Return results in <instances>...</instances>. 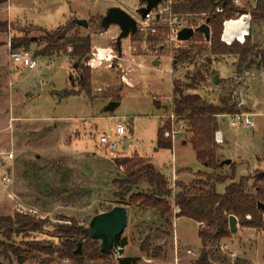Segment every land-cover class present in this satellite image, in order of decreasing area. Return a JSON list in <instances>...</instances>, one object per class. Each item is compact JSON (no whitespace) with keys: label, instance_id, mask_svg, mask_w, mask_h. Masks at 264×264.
<instances>
[{"label":"rangeland","instance_id":"1","mask_svg":"<svg viewBox=\"0 0 264 264\" xmlns=\"http://www.w3.org/2000/svg\"><path fill=\"white\" fill-rule=\"evenodd\" d=\"M257 1L239 0L238 7L250 11ZM144 6L145 0L0 3V22L7 23L6 30L0 32V153L13 154L12 160L0 157V218L21 215L45 222L39 233H15L7 239L1 232L2 264H120L119 260L125 258L135 260V264H147L145 257L168 260L171 249L174 264L195 263L202 252L197 249L198 226L190 219L177 218L179 210L173 202L179 193L177 185L188 186L195 174L206 169L196 160L185 122L176 116L171 119L175 83L205 80L195 92L217 106L226 99L237 102L243 94L245 105L237 109L238 114L250 115L254 127L235 126L230 115L217 119V130L225 138L224 144H216L218 160L232 161L234 168L233 181L217 185V194H224L231 183H238L255 171L264 173V80L247 86L240 82L245 71L258 72L254 60L238 74L236 58L214 56L210 44L202 41L199 34L193 38L197 41L184 49L188 53H184L165 39L138 33L122 40L123 54L119 57L115 45L120 34L118 26H111L106 34H94L79 26L68 32L67 38L91 37L90 58L85 63L90 73L88 97L84 92L74 94L76 89L70 83L71 77H77L69 58L71 48L59 54H40L45 47L44 32L56 31L67 21L100 24L108 9L119 8L139 24L142 18L138 10ZM13 41L18 46L14 49ZM245 43L253 49V58L264 53V20L251 19ZM97 48L112 49L114 58L109 64L90 67ZM18 51L29 52L37 68L29 71L14 64L10 55ZM113 102L118 103L117 107L108 111ZM119 123L127 127L128 133L119 138V149L111 154L99 144V138L103 134L116 138ZM159 128H163V138L172 143L171 149L157 147ZM124 159L141 160L139 167L150 164L168 181L172 227L154 211L120 198L115 182L124 180L125 167L117 161ZM230 172V167L221 170L222 174ZM4 176L10 178L7 185L2 181ZM147 189L140 182L132 193ZM116 207L126 209L127 225L108 256L100 254V241H84V254L77 257L61 258L54 253L63 249L62 241L54 237L55 231L70 226L86 230L94 217ZM245 220L254 219L248 215ZM256 221L259 228H247L237 219V233L220 244L210 243L207 251L221 264H264L262 212ZM175 240L181 246L176 247ZM2 244L17 249L23 262ZM221 244L227 245L236 258L223 253ZM36 246L51 247L53 253L35 250ZM186 248L192 255L186 254Z\"/></svg>","mask_w":264,"mask_h":264},{"label":"trees","instance_id":"2","mask_svg":"<svg viewBox=\"0 0 264 264\" xmlns=\"http://www.w3.org/2000/svg\"><path fill=\"white\" fill-rule=\"evenodd\" d=\"M7 0H0V3H6ZM222 9V13H217ZM179 12L196 15L207 14L206 20H209V26L212 32L210 47L214 56H233L237 60V73L241 74L243 69L252 64L254 60L257 67L260 63L264 64V53L257 54L253 58V49L245 43L240 45L234 43L231 46H225L220 42L223 32V23L233 19L236 15L250 14L252 21L264 20V0H258L252 10L239 8L234 0H184L183 4L177 7ZM7 23L0 22V32L5 31ZM79 26L72 19L66 26L58 28L53 32H44L45 47L40 52L42 55L59 54L67 52L71 48L69 58L73 62L72 69L77 72V77L70 79L71 85L76 89L74 94L85 93L91 95L90 73L85 67V63L90 58L91 37L75 35L71 39L67 38L68 32L77 30ZM88 29L95 33L105 32L100 24H91L88 22ZM197 40H192L195 42ZM199 41V40H198ZM203 41V40H202ZM26 44V40L23 41ZM13 49L18 47L16 42L12 43ZM117 51V50H116ZM180 52L188 53L185 50ZM39 55V54H38ZM261 60L259 61V59ZM205 80H190L187 83H175L173 97L171 102L172 113L180 121H184L187 126L186 132L190 135V144L195 153L196 160L206 169V172L195 174V178L188 185L181 183L177 185L179 193L174 197V206L179 210L178 217L190 219L199 224L198 237L202 242L203 250L194 264H212L210 253L207 247L210 243H221L232 237L229 232V217L234 216L241 220V225L247 228H259V222L256 221L261 212L257 209V204H264V173L255 171L252 175L242 178L238 183H231L226 187L224 194L219 195L216 192V186L224 184L234 179V168L230 166V174H222L221 170L226 167L218 160L217 152L219 147L214 141V135L217 131V119L221 116L233 115L238 113V101L229 99L223 100L220 105L207 103L195 92L200 83ZM190 90V93H188ZM156 106V105H155ZM157 147L171 149L172 143L163 138V128H159L157 135ZM120 163L125 167V178L115 185L120 189L119 196L122 200L128 199L133 206L154 211L165 224L172 227L170 215L172 206L168 201L171 194L168 181L150 164L142 165L141 160L124 159ZM140 182L148 186L147 191L141 193H132L133 189ZM252 216L251 221H246V216ZM45 226L44 221H39L29 216H8L0 218V233L4 232L7 239L13 234L39 233ZM85 229L75 226L62 227L55 231L54 237L62 241L63 249L56 250V254L61 258L83 255L82 245L84 241H94L89 236H84ZM77 241V244H76ZM119 242L116 240L115 245ZM5 246L4 244H2ZM123 247L126 245L122 243ZM74 246L75 250H74ZM5 248L17 254L19 261L23 262L20 252L11 245ZM35 250L53 253L51 247L38 248ZM6 255V250H3ZM101 255H105L101 253ZM99 255V257H101ZM103 257V256H102ZM120 264H135L132 259H121ZM0 264H2L0 262Z\"/></svg>","mask_w":264,"mask_h":264},{"label":"built area","instance_id":"3","mask_svg":"<svg viewBox=\"0 0 264 264\" xmlns=\"http://www.w3.org/2000/svg\"><path fill=\"white\" fill-rule=\"evenodd\" d=\"M184 0H161L155 8H153L148 14H146L142 20L141 23H137L138 33H144L148 36H151L152 38H158V39H165L167 43L172 44L176 50H184L188 47V44L192 42L194 36L196 34L195 30L204 24L205 18L207 17V14L202 15H196V14H190V13H183L179 12L177 10V7L183 4ZM234 3L238 6V2L234 1ZM217 13H222V9H218ZM248 18L249 19V28H248V34L244 37L243 41H239L236 37L233 38L231 41L228 40V37L225 36V27L226 24L231 23L234 20H238L241 18ZM236 18V19H235ZM250 21L251 16L250 14L241 15L234 17L233 19H230L228 21H225L223 23V32L220 37V42L226 46H231L234 43L244 44L245 39L249 36V29H250ZM185 29H192L194 31V36L187 40V41H181L178 39V35L181 31ZM201 35V34H199ZM203 38V41L207 43L204 40L203 35H201ZM212 36V32H211ZM210 43V42H209ZM163 48V46H161ZM100 51L103 52L102 56L100 54ZM118 54V53H117ZM118 54L119 57L122 56ZM95 56V59L91 60L89 62L90 67H99L103 65L104 63H110L112 59L114 58V52L112 49H96V53H93ZM11 61L20 66L23 69H27L29 71L35 70L37 68V64L27 51H18L14 52L10 55ZM261 58L259 59V61ZM258 72H255L253 70H247L244 72V74L240 77V82L242 85L247 86L250 82H255L259 80H264V64L260 63V66L258 67ZM238 101V108H241L245 105V101L243 98V94L240 93ZM234 122L233 124L236 125H242L246 128H253L254 124L250 120V115L248 114H233L230 115ZM176 118L174 114H172L171 119ZM125 121V120H124ZM180 130H181V126ZM173 132V136L175 133ZM128 133L127 127L123 123H119L116 126L115 131V137L111 138V136L103 134L99 138V144L105 148L108 149V151L111 154H114L119 149V138L125 136ZM167 137H169V134H166ZM214 141L217 145L224 144V137L221 131L217 130L214 135ZM0 157H3L7 160L13 159V154L11 152L9 153H0ZM2 181L7 185L10 183V178L7 176H4L2 178ZM179 213V212H178ZM221 251L227 255L231 259L236 258V254L231 252L227 246H221ZM188 255H192V251H187Z\"/></svg>","mask_w":264,"mask_h":264},{"label":"water","instance_id":"4","mask_svg":"<svg viewBox=\"0 0 264 264\" xmlns=\"http://www.w3.org/2000/svg\"><path fill=\"white\" fill-rule=\"evenodd\" d=\"M161 0H145V6L138 10L141 18L148 14ZM74 17V15H72ZM74 23L80 27L88 29V22L85 20L74 19ZM118 26L120 34L115 40L116 50L119 55L122 53V40L135 36L138 32L137 22L127 13L119 8H110L101 20V26L107 31L111 26ZM196 33L203 35L204 40L209 43L211 40V29L209 20L199 26ZM194 36L192 29H185L178 35L181 41H187ZM155 65H158L155 63ZM216 83V78L213 80ZM64 95V93H63ZM118 103L113 102L109 105L108 111H113ZM222 164H230L229 161ZM257 209L264 216V204L258 203ZM127 225V211L123 207H116L108 213L98 215L92 219L89 228L84 231V236H89L94 241H100V251L109 255L114 249L116 240L123 234ZM229 232L234 235L237 233V219L234 216L229 217Z\"/></svg>","mask_w":264,"mask_h":264},{"label":"bare ground","instance_id":"5","mask_svg":"<svg viewBox=\"0 0 264 264\" xmlns=\"http://www.w3.org/2000/svg\"><path fill=\"white\" fill-rule=\"evenodd\" d=\"M249 28V19L241 18L238 20H234L231 23L226 24L225 27V36L228 37V40H232L233 38H237L239 41H243L244 37L248 34ZM102 56L103 52L100 51Z\"/></svg>","mask_w":264,"mask_h":264},{"label":"crops","instance_id":"6","mask_svg":"<svg viewBox=\"0 0 264 264\" xmlns=\"http://www.w3.org/2000/svg\"><path fill=\"white\" fill-rule=\"evenodd\" d=\"M234 1H237L238 2V6H241V3L239 2V0H234ZM8 6H9V4H8ZM75 16V15H74ZM69 23V21H67V24ZM109 31V30H108ZM107 32H105V33H102V34H106ZM114 38H112L111 40H113ZM224 140H225V138H224ZM184 144V143H183ZM223 162H226V161H223ZM222 162V163H223ZM230 162V164H224L226 167H230L231 165H232V161H229ZM8 170L9 171H11L12 170V168L11 167H9L8 168ZM193 181V180H192ZM230 182V181H229ZM232 182V181H231ZM196 223V222H195ZM197 224V226H198V228H199V224L198 223H196ZM175 238V237H174ZM199 238V237H198ZM175 242H176V240H175ZM199 242H200V244H199V247L197 248V249H200V250H203V245H202V242H201V240L199 239ZM180 245V243L177 241L176 242V247H177V245ZM181 246V245H180ZM221 246H227V245H222L221 244ZM220 246V247H221ZM184 248V247H183ZM187 250H186V254H187V251L190 249V248H186ZM210 255V262L213 264L214 262H219L218 260L216 261V259L214 258V256L212 255V254H209ZM143 258V257H142ZM175 258V254H174V250L173 249H171L170 250V254H169V259L168 260H161V259H153V258H148V257H145V260L148 262V263H155V264H174V259ZM152 259V260H151ZM147 263V264H148ZM220 263V262H219ZM176 264H181V263H179V262H177ZM190 264V263H189ZM193 264V263H192ZM221 264V263H220Z\"/></svg>","mask_w":264,"mask_h":264}]
</instances>
